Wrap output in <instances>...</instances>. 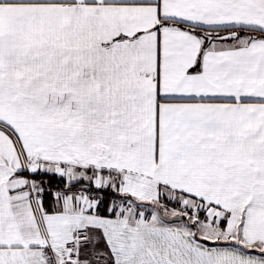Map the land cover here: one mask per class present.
Masks as SVG:
<instances>
[{
    "label": "snow or ice",
    "instance_id": "1",
    "mask_svg": "<svg viewBox=\"0 0 264 264\" xmlns=\"http://www.w3.org/2000/svg\"><path fill=\"white\" fill-rule=\"evenodd\" d=\"M0 264H264V0H0Z\"/></svg>",
    "mask_w": 264,
    "mask_h": 264
}]
</instances>
